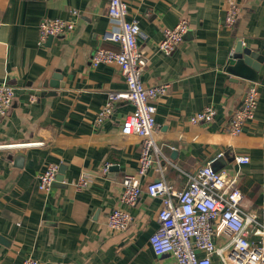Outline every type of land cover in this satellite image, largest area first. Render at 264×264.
Segmentation results:
<instances>
[{"label": "crops", "instance_id": "0c3cea01", "mask_svg": "<svg viewBox=\"0 0 264 264\" xmlns=\"http://www.w3.org/2000/svg\"><path fill=\"white\" fill-rule=\"evenodd\" d=\"M127 18L139 25L138 48L147 59L144 85L168 84L154 101L155 139L161 171L152 166L145 182L163 173L182 189L208 160L236 178L242 207L264 206V0H240L234 29L224 25V0H125ZM108 0H0V82L14 86L13 105L0 117V264L32 257L38 264H176L171 254L156 255L149 245L157 229L160 199L145 190L132 206L119 201L122 178L137 170L141 138L121 133L133 108L117 100L111 115L95 122L107 92L126 84L114 64L92 66L97 46L117 48L103 38L113 27ZM73 10L78 15L72 14ZM44 17L75 19L74 28L37 45ZM185 19L188 29L170 53L157 48L162 29ZM262 55L240 73L236 43ZM250 83L259 91L253 119L238 134L228 122ZM34 96V100L30 96ZM210 106L208 123L190 117ZM176 154L172 156V151ZM248 156L237 163L236 156ZM53 163L57 173L48 192L37 175ZM105 163L117 166L101 173ZM85 173L89 183L73 182ZM124 207L131 216L123 231L106 226L108 214Z\"/></svg>", "mask_w": 264, "mask_h": 264}, {"label": "built area", "instance_id": "2783aa9c", "mask_svg": "<svg viewBox=\"0 0 264 264\" xmlns=\"http://www.w3.org/2000/svg\"><path fill=\"white\" fill-rule=\"evenodd\" d=\"M240 0H224V25L232 28L240 13ZM125 0H108L107 17L113 25L103 38L117 44V48L97 46L90 58L92 66L114 64L122 74L126 89L107 92L104 105L98 110L95 122L102 123L113 110L117 100L126 99L133 108L121 122V133L136 134L141 138L137 170L122 178L119 201L123 206L134 205L143 190L149 196L160 199L157 212V229L149 237L153 253L171 254L176 264H264V206L257 212L245 211L241 205L243 194L236 178L228 179L227 171L216 170L212 163L222 155L219 152L193 175L182 189L170 184L163 173L145 182L147 171L155 166L161 171V152L156 143L154 101L165 94L166 83L144 85L141 76L147 59L137 44L138 21L127 18ZM72 14L77 16L78 11ZM75 19L44 17L38 24L37 45L47 38L70 32ZM188 29L185 19L173 27L162 29L157 48L170 54L181 42ZM258 87L250 83L241 103L232 112L228 122L231 134L242 131L243 125L253 119L258 102ZM15 96L14 86L7 80L0 82V117L7 114ZM34 100V96H30ZM216 110L207 106L190 117L191 123H208ZM237 163H247L248 156H236ZM110 163L101 167V173L109 171ZM58 166L50 163L37 175V188L48 192ZM89 183L87 174H80L73 182L76 189H84ZM131 216L124 207L114 208L106 218V226L112 231H123L130 224ZM11 264H38L32 257Z\"/></svg>", "mask_w": 264, "mask_h": 264}, {"label": "water", "instance_id": "95a60500", "mask_svg": "<svg viewBox=\"0 0 264 264\" xmlns=\"http://www.w3.org/2000/svg\"><path fill=\"white\" fill-rule=\"evenodd\" d=\"M236 25H237V19L233 25L234 29ZM241 44H242L241 41H238L236 43V53H237V56H239V57H236L237 59L235 60L236 68L240 73L244 75H247V74L251 75L248 73L247 66H251V68H255L257 66L256 62L261 60L262 55H257L254 51H251L248 48H242ZM13 101H12V105H13ZM175 154H176V151L173 150L172 156H174ZM109 169H117V166H110Z\"/></svg>", "mask_w": 264, "mask_h": 264}]
</instances>
